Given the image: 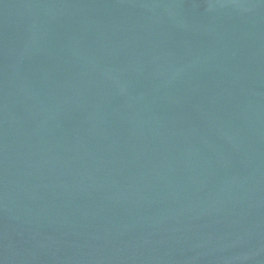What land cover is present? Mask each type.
I'll use <instances>...</instances> for the list:
<instances>
[{"label": "water", "instance_id": "obj_1", "mask_svg": "<svg viewBox=\"0 0 264 264\" xmlns=\"http://www.w3.org/2000/svg\"><path fill=\"white\" fill-rule=\"evenodd\" d=\"M0 264H264V0H0Z\"/></svg>", "mask_w": 264, "mask_h": 264}]
</instances>
